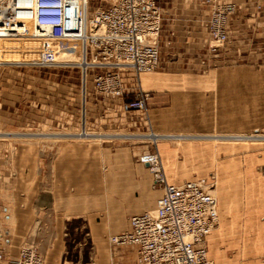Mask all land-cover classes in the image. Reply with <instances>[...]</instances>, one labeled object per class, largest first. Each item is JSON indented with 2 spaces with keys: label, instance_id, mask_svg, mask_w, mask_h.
Returning <instances> with one entry per match:
<instances>
[{
  "label": "crops",
  "instance_id": "crops-1",
  "mask_svg": "<svg viewBox=\"0 0 264 264\" xmlns=\"http://www.w3.org/2000/svg\"><path fill=\"white\" fill-rule=\"evenodd\" d=\"M228 1L238 4L229 17L230 39L213 48L207 31L210 6L205 0H159L164 15L162 40L168 50L165 63L159 70L139 75L124 71L125 79L121 73L123 84L132 92L141 88L150 96L149 119L144 118L141 109L136 118L120 105L117 111L106 109L105 121L121 129L115 137L119 144L62 139L50 163L39 147L27 144L18 148L14 181L8 177L12 170L2 173L1 182L9 189L12 222L8 231L0 232V264H12L27 242L40 248L44 264H120L109 236L129 229L130 216L155 207L162 195V190L153 186L148 166L135 158L138 146L130 142L135 137L125 138V134L145 129L150 121L166 130L230 131L237 126V104L251 109L253 84L264 76V68L235 60L237 56L264 59V50L257 48L264 42V6H254L255 1L263 0ZM90 104L97 106L94 101ZM86 107L92 108L88 102ZM66 121L75 122L71 117ZM81 123L77 119L73 125L80 127ZM193 146L207 151L205 154L216 153L212 148L220 150L204 141ZM164 149L162 159L171 183L211 175L187 179L170 175L180 150L186 154L192 149L187 144L172 143ZM226 168L228 171L231 165L228 163ZM226 175L221 181L215 174L222 197L218 202L221 229L213 232L209 256L216 264H264L259 254H248L259 252V242L254 240L264 233V222H259L264 213V195L259 196L255 185L228 184ZM260 185L264 186V181ZM76 219L83 225H76L74 231L70 224ZM86 224L93 253L84 250L83 238L76 235L77 230L83 235ZM122 249L121 264H133L135 252L130 247Z\"/></svg>",
  "mask_w": 264,
  "mask_h": 264
},
{
  "label": "built area",
  "instance_id": "built-area-1",
  "mask_svg": "<svg viewBox=\"0 0 264 264\" xmlns=\"http://www.w3.org/2000/svg\"><path fill=\"white\" fill-rule=\"evenodd\" d=\"M205 1L210 6L207 31L211 47L223 46L230 39L229 17L238 4ZM32 21L34 30L30 31ZM163 21L159 0H110L93 14L88 0H0V38L25 35L40 40L36 47L39 58L28 62L41 67L56 65L57 40L81 39L84 100L94 98L103 112L119 105L125 111L147 109L149 92L128 90L121 71L159 67ZM149 132L144 134L148 148L138 159L148 164L153 186L162 195L155 208L132 214L131 227L111 234V242L130 245L136 251L135 264H216L208 255V237L219 219L218 199L212 191L215 175L171 183L157 145L162 133ZM11 261L44 264V257L36 246L23 245Z\"/></svg>",
  "mask_w": 264,
  "mask_h": 264
},
{
  "label": "rangeland",
  "instance_id": "rangeland-1",
  "mask_svg": "<svg viewBox=\"0 0 264 264\" xmlns=\"http://www.w3.org/2000/svg\"><path fill=\"white\" fill-rule=\"evenodd\" d=\"M88 1L90 14H93L99 7H106L110 2V0ZM263 2L255 1L254 6L262 9ZM262 39L264 40V38ZM5 40L0 41V232L8 231L12 222L11 208L8 201L10 197L9 189L5 188V184L1 182L3 180L2 173L3 171L12 170L8 177L14 181L15 153L21 145L29 144L41 148L50 163L54 151L62 139L75 140L76 142L101 141L105 144L117 145L119 141L115 137L118 133H121V129L112 128L111 124L105 121V112L99 111L94 105L91 106L90 102L94 98L87 97L88 105L92 108L86 109L87 103L84 100L82 72L79 66L85 64L81 52V39L57 40V59L59 63L42 67L30 61L28 62V59L39 58L40 53L36 47L40 40L22 38L15 43ZM166 48L167 46H164L163 40H161V63L154 70H159L164 65V56L166 51L168 52ZM257 48L258 50H264V42ZM244 61H248L256 67L261 66L264 68V59L261 57L250 60L237 56L235 60V62ZM255 82L256 84H253L252 90L251 109L248 106L243 107L238 104L235 107L237 123L235 129L196 133L194 130L159 129L150 121L145 129H135V132L125 135V138L135 137V139L130 140L138 146L139 152L135 158L138 159L139 154L147 150V144L149 143L146 142L147 139L144 134L153 130L156 133H162V138L157 142L160 153L164 152L165 146L171 143L180 146L187 144L192 149L186 154L180 150L175 162H172L171 165L173 174L169 173L168 163L166 165L165 161L166 168H168L167 172L170 175L175 176L177 174L181 175L182 179H187L198 175H210L212 173L217 175L218 173L219 180L222 181L227 174L228 184L235 187L238 185H244L245 187L255 185V189L259 191V196L264 195V186L260 185L264 181V76H261L259 80H255ZM110 109L117 111L118 107ZM84 110L86 114H84ZM139 110H131L127 113L136 118ZM141 110L144 118L149 119L147 109ZM249 111L250 117L248 116ZM84 115H86V120H84ZM68 117L73 118L75 122L77 119H81V126L73 125L75 122L68 123L66 121ZM62 120L65 121L61 122ZM84 129L91 136L81 137L77 135ZM151 135L153 136V134ZM203 141L205 144L219 146L220 150L217 151V148H212L211 150L216 151V153L205 154L207 151L194 148V144ZM140 147L141 149H139ZM42 163L46 164V160L43 159ZM228 163L231 168L227 171L226 165ZM215 193L218 202L222 200L218 186ZM260 216L262 218L259 217V222H264V213H261ZM81 222V220L76 219L71 222L70 227L75 231L74 227L76 225H83ZM220 229L221 222L219 221L215 231ZM82 230L83 235L80 230H77L76 235H81L83 238V243L86 244L84 250L93 253L95 250L87 224L82 227ZM212 235L209 238V244L212 241ZM255 242H259V252H249L248 254L253 257L259 254L260 258H264V233L261 234L260 232L257 239L255 237ZM30 244L33 243L27 242L24 247ZM113 252H118L117 255L121 264L122 259L120 257L123 255V249H118V251L113 249ZM230 253L234 254L235 252ZM218 254L220 253L218 252ZM220 256L222 257L221 254ZM134 263L135 257L133 259Z\"/></svg>",
  "mask_w": 264,
  "mask_h": 264
},
{
  "label": "bare ground",
  "instance_id": "bare-ground-1",
  "mask_svg": "<svg viewBox=\"0 0 264 264\" xmlns=\"http://www.w3.org/2000/svg\"><path fill=\"white\" fill-rule=\"evenodd\" d=\"M72 2H76V1H78V0H71ZM164 16V15H163ZM29 26H30V31H33L34 30V22L32 21V22H29ZM22 38H29V37H27V36H22V35H20V36H17V37H1L0 38V41H2V40H5V41H9L10 43H15L18 39H22ZM71 39H77V38H75V37H70ZM32 39H35V38H32ZM67 39H69V38H67ZM35 40H38V38L37 39H35ZM58 40H61V39H58ZM81 41V40H80ZM82 43V42H81ZM82 50H83V45H82ZM82 52V51H81ZM82 57H83V54H82ZM152 70H154V69H152ZM124 71H129V70H122L121 71V73L123 74L124 73ZM132 71H134V70H132ZM143 71H151V70H143ZM136 72V71H135ZM142 72V71H141ZM137 73V75H139L140 74V72H136ZM124 75V79H125V74H123ZM137 77H139V76H137ZM140 79V78H139ZM127 88V87H126ZM128 90H130L129 88H127ZM139 90H142L141 88L139 89ZM149 97V96H148ZM148 101V100H147ZM121 106V105H120ZM122 107V106H121ZM123 108V107H122ZM135 110H139V109H135ZM134 110V111H135ZM127 112V111H126ZM149 133H151V132H149ZM77 135H80L81 137L82 136H84V137H88V136H91L90 135V133H88L87 131H86V129H84V130H82L81 131V133L80 134H77ZM147 135V134H146ZM145 136V135H144ZM70 137V136H69ZM147 137H149V136H147ZM150 137H154V135L152 136H150ZM170 137H172V136H170ZM145 138H146V136H145ZM180 138V137H179ZM141 161V160H140ZM142 162V161H141ZM144 163V162H143ZM144 164H146L147 166H148V164L147 163H144ZM149 168V167H148ZM212 175H215V174H211L209 177H207V178H211V176ZM205 178V177H204ZM201 179V178H200ZM195 180V179H194ZM216 187H217V178H216V176H215V182H214V187H213V189H212V191H213V193L216 195V193H215V189H216ZM156 189H159V188H156ZM217 197V196H216ZM218 199V198H217ZM158 203V202H157ZM157 206V205H156ZM155 206V207H156ZM154 207V208H155ZM219 221H220V218L218 219V224H217V226L219 225ZM216 226V227H217ZM216 227L213 229V231H212V233L215 231V229H216ZM125 231V230H124ZM212 233L209 235V237H208V255H209V238H210V236L212 235ZM110 243H111V245L113 246V249H115V251H117L118 249H122V246H125V247H130V249H131V246L130 245H125V244H113L112 242H111V240H110ZM34 247V246H36L35 244H30V245H28V246H26L25 248H27V247ZM38 251L43 255V253L40 251V248L38 249ZM132 251H134L135 252V255H136V251L133 249ZM137 256V255H136ZM43 257H44V255H43ZM210 257V256H209ZM211 258V257H210ZM135 260H136V258H135ZM135 264V263H134Z\"/></svg>",
  "mask_w": 264,
  "mask_h": 264
}]
</instances>
